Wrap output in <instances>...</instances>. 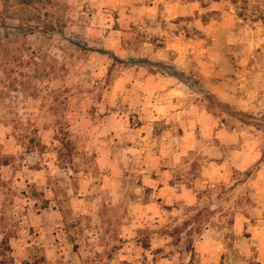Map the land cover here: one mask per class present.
I'll list each match as a JSON object with an SVG mask.
<instances>
[{"label":"rangeland","instance_id":"374dc122","mask_svg":"<svg viewBox=\"0 0 264 264\" xmlns=\"http://www.w3.org/2000/svg\"><path fill=\"white\" fill-rule=\"evenodd\" d=\"M163 78L215 128L147 180L146 155L183 134L171 119L142 128ZM220 152L249 161L212 188L202 172ZM258 202L264 0H0V264H132L125 247L134 264H198L206 234L240 254L234 220Z\"/></svg>","mask_w":264,"mask_h":264},{"label":"crops","instance_id":"0c3cea01","mask_svg":"<svg viewBox=\"0 0 264 264\" xmlns=\"http://www.w3.org/2000/svg\"><path fill=\"white\" fill-rule=\"evenodd\" d=\"M164 81V86L159 96L161 102H159L155 108V111L143 112L142 121H144V125L142 128L150 127L152 124H148L149 121H166L171 119L176 123L179 121L177 125L183 126V134L177 136L174 141H176V145H178V150L174 152L172 155L168 156L166 154L157 155L154 154V158L146 155L145 163L146 169L143 171L144 178L149 180L150 178H158L161 175H172L176 171L178 172L182 161L185 157V153L187 151H195L200 144V139L197 136L199 125H204L205 128L208 129V125L215 128V124L213 125L211 122H207L205 107L202 105L199 107L196 105V102L193 98H191V91L186 90L185 87L181 86L179 80H170L167 78L162 79ZM193 95H195L193 93ZM188 100V105H186V101ZM193 99V100H192ZM190 100L192 102L190 103ZM148 103L142 104L145 106ZM149 107V106H148ZM204 119V120H203ZM211 128V127H209ZM149 129V128H148ZM218 138L222 137V133L218 132ZM175 138V135H174ZM220 158H216L214 160L213 155L206 160V166L202 172V176L205 180L209 181V185L212 188H215L216 185L212 184L213 182H225L229 180L230 175H232V168H236L238 170H244L247 162L249 161V156L243 154L242 157L239 158H230L226 154L219 153ZM228 157V158H227ZM219 159V161H217ZM172 162V169H160V166L163 162ZM148 161L156 162L155 165H149ZM178 168V169H177ZM244 168V169H243ZM176 170V171H175ZM162 171V172H161ZM175 171V172H174ZM164 172V173H163ZM153 180V179H152ZM174 196L172 202L181 201L182 195L179 189L170 188ZM168 191V187L163 186L158 189V192L162 193L164 197V193ZM161 195V194H160ZM165 199V198H164ZM258 211V216L256 217H245L239 216L234 220V229L236 230V235L242 237L241 242V250L242 252L237 253L233 248H230L226 245V242L223 236L215 237L213 234H206L203 239H200L194 246L195 252L198 255L199 262L198 264H251L248 263V260L251 261V256L257 255L258 259L255 260L258 264H264V202H258V206L256 208ZM247 231L251 235V239H247L244 237L243 232ZM163 246H159L158 249ZM256 248V251L253 252V248ZM118 253L122 257L123 261H128L129 263L134 264L132 251L125 249H120ZM155 257V256H154ZM249 257V259H248ZM164 262L157 259L152 264H165Z\"/></svg>","mask_w":264,"mask_h":264}]
</instances>
